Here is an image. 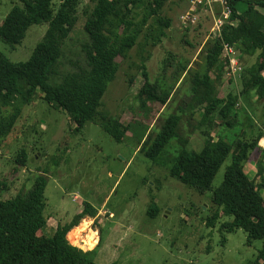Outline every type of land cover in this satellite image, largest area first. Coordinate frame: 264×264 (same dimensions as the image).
Listing matches in <instances>:
<instances>
[{
  "label": "trees",
  "instance_id": "16d2710c",
  "mask_svg": "<svg viewBox=\"0 0 264 264\" xmlns=\"http://www.w3.org/2000/svg\"><path fill=\"white\" fill-rule=\"evenodd\" d=\"M19 1L21 5L12 7L0 21L1 41L14 46L21 43L31 25L46 22L48 27L27 60L14 62L0 51V142L16 126L21 104L32 102L37 91L44 101L55 103L67 112L76 124V131L86 122H94L121 142L128 125L101 110V100L120 68L118 56L129 61L130 70L135 69L127 79L129 85L139 72L144 78L137 92L142 106L156 101L159 112L169 106L179 86L190 75L193 79L190 100L183 102L178 112L160 120L157 129L153 125L159 118L154 123L153 119L137 151L155 163L170 140L176 139L180 149L170 175L198 194L212 190V211L206 216V225L213 228L218 220L225 218L219 225L223 244L225 233L236 229L246 232L247 244L261 240V248L248 264H264V163L258 161L257 177L245 172V163L253 153L264 156V148L260 146L264 121L257 128V120L249 119L248 125L231 142L222 136L214 140L210 134L217 126L231 127L238 122L236 117L229 116L238 114L243 108L240 100L251 91L264 98V0H228L232 14L220 35L212 39H207L212 18L207 11H201L198 20L187 26L180 42L181 50L171 51L163 59L164 72L173 68L174 87L168 88H162L158 81L151 82L146 68L150 49L162 42L172 23L163 11L167 0H91L93 5L84 9V29L88 36L82 46L84 64L64 73L62 80L55 83L51 77L60 74L62 45L76 25L80 0H59L56 10L55 0ZM225 42L235 45L242 66L241 89L236 93L229 89L231 80H223L225 61L221 52ZM134 48L138 61L131 54ZM248 57L252 58L251 63H247ZM193 63H199L198 67H192ZM9 106L13 111L5 113L4 108ZM184 120L190 124L191 132L180 136ZM197 129L206 142L200 150L189 151L186 149L189 136ZM230 155L231 162L225 168L222 182L213 188L215 175ZM16 161L25 164L24 149ZM44 172L34 178L29 189L7 199H2L1 194L9 184L0 180V264H99L92 257L95 249L84 251L72 244L81 219L95 218L97 214V208L89 202L83 201L82 211L70 221L58 224L51 235L44 234L47 224ZM160 211L151 197L148 214L155 216Z\"/></svg>",
  "mask_w": 264,
  "mask_h": 264
},
{
  "label": "rangeland",
  "instance_id": "374dc122",
  "mask_svg": "<svg viewBox=\"0 0 264 264\" xmlns=\"http://www.w3.org/2000/svg\"><path fill=\"white\" fill-rule=\"evenodd\" d=\"M189 1H166L163 11L171 17V26L162 42L149 51L151 56L146 61L149 79L153 83L158 81L162 88L174 87L173 68L164 72L163 59L171 51L181 50L180 42L187 26L181 23L180 16ZM20 5L19 0H0V21L12 7ZM58 5L59 0H55V10ZM92 5L91 0L79 1L76 25L62 45L60 74L52 76L51 82H60L64 73L84 64L82 46L88 41L84 9ZM47 27L46 22L31 25L21 43L14 46L0 40V51L11 61L27 60L35 45L43 40ZM131 54L138 61L135 48ZM116 60L120 68L101 100V110L114 118L119 117L124 125H128L123 140L115 141L94 122H86L76 131V124L67 112L55 103L44 101L37 91L32 102L21 104L16 126L0 142V180L9 184L1 198H11L18 191L29 189L34 178L45 171L47 224L44 234L51 235L58 224L70 221L82 211L83 201L89 202L98 210L95 218H83L89 224L85 231H81L77 244L68 239L84 251L95 249L92 257L99 264H248L253 261L262 241L253 240L247 244L246 232L236 229L225 233L223 244L219 225L225 218L218 220L213 228L205 222L212 211V190L198 194L170 175L180 149L176 139L170 140L155 163L137 151L144 133L156 119L159 118L153 128L171 112H178L183 102L190 100L192 76L186 77L169 106L159 112L158 102L148 101L142 106L137 96L144 81L141 72L129 85L127 79L135 69L130 70L129 61L121 56ZM251 62L252 58L248 57L247 63ZM198 64L193 63V67L197 68ZM229 89L238 92L241 89L239 79ZM240 101L243 108L237 115L229 116L230 119L236 117L238 122L231 127L222 124L210 130L214 140L222 136L231 142L248 125L249 119L257 120V128L264 121V98L260 99L251 91ZM4 110L11 113L13 107ZM181 126L180 136L191 132L186 120ZM189 137L186 145L189 151L200 150L206 142V137L198 129ZM260 146L264 148V139ZM22 149L26 152L25 164L16 161ZM260 160L264 163L260 152L251 155V160L245 163L248 176L257 177L256 165ZM230 162L231 155L215 175L213 188L222 182ZM262 194L264 196V190ZM151 197L161 209L155 216L148 214Z\"/></svg>",
  "mask_w": 264,
  "mask_h": 264
},
{
  "label": "built area",
  "instance_id": "2783aa9c",
  "mask_svg": "<svg viewBox=\"0 0 264 264\" xmlns=\"http://www.w3.org/2000/svg\"><path fill=\"white\" fill-rule=\"evenodd\" d=\"M203 10L207 11L212 18L207 35V39H212L220 35L222 26L230 18L232 10L228 0H190L187 9L180 16L181 23L185 26L194 24ZM231 24L233 23L231 22ZM221 57L225 61L223 79L231 80L232 85L238 81L242 70L235 45L223 43Z\"/></svg>",
  "mask_w": 264,
  "mask_h": 264
},
{
  "label": "bare ground",
  "instance_id": "6f19581e",
  "mask_svg": "<svg viewBox=\"0 0 264 264\" xmlns=\"http://www.w3.org/2000/svg\"><path fill=\"white\" fill-rule=\"evenodd\" d=\"M87 224H89V221L87 219H82L81 223L78 225L77 230L74 233L73 241L77 243L79 240V236L81 234V231H85L87 229ZM87 232V231H86ZM93 232V231H92ZM95 234V233H94ZM86 236V235H85ZM88 237V236H87ZM90 237V236H89ZM94 237V236H93ZM84 240V239H83ZM88 240V239H87ZM90 240V238H89ZM88 240V241H89ZM93 241V240H92ZM97 240H94L93 242H96ZM90 243V242H89ZM87 245V244H86Z\"/></svg>",
  "mask_w": 264,
  "mask_h": 264
},
{
  "label": "crops",
  "instance_id": "0c3cea01",
  "mask_svg": "<svg viewBox=\"0 0 264 264\" xmlns=\"http://www.w3.org/2000/svg\"><path fill=\"white\" fill-rule=\"evenodd\" d=\"M194 60L200 62V60H198L196 57L194 58ZM192 67H193V65H192ZM195 118H196V119L198 118V115H197V114H196ZM96 231L98 232V230H96Z\"/></svg>",
  "mask_w": 264,
  "mask_h": 264
}]
</instances>
